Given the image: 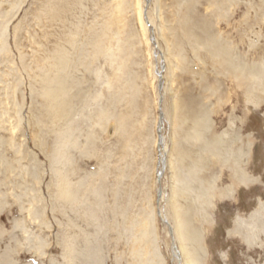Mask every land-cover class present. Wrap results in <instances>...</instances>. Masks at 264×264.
Returning a JSON list of instances; mask_svg holds the SVG:
<instances>
[{"label":"rangeland","instance_id":"rangeland-1","mask_svg":"<svg viewBox=\"0 0 264 264\" xmlns=\"http://www.w3.org/2000/svg\"><path fill=\"white\" fill-rule=\"evenodd\" d=\"M162 184L188 258L264 264V0H0V264H174Z\"/></svg>","mask_w":264,"mask_h":264},{"label":"bare ground","instance_id":"bare-ground-1","mask_svg":"<svg viewBox=\"0 0 264 264\" xmlns=\"http://www.w3.org/2000/svg\"><path fill=\"white\" fill-rule=\"evenodd\" d=\"M141 9H142V3H141L140 11H139V14H138V20H139L140 28L144 32L145 31V27H144L145 25H143L142 22H141V20H140ZM150 15H151V13L149 14V17H150L149 20L152 22L154 20L152 19V17ZM167 59H165V62H166ZM165 66L167 67V65H165ZM232 68L235 69L236 71L239 70L235 66H232ZM247 75H248V77H247L248 79L247 80H251L252 79L251 72H248ZM162 76H163V74H162ZM163 85H165V84H163ZM163 89H165V87ZM162 94H165V93H162ZM161 121H163V125L165 126L166 123H167V115L165 114V112L163 114L162 120L159 119L158 127H157V145H158V148L160 150L162 148V152L159 155L160 168L157 171V177H160L162 175V170L163 169H165V172H166L169 169V166H170V154H169L170 153V150L168 149L169 152H167L166 157H165V154H164L166 152V148H167V141L165 140V135L163 134L165 127L163 126V128L161 129V132H158V129H159V127L162 124ZM156 123H157V118H155V127H156ZM154 146H156V134H154ZM163 151H164V153H163ZM164 166H165V168H164ZM165 172L162 175V179L165 177ZM161 186H162L161 188H158L159 195H160L159 201H158V204H159L158 205V212L160 213V217L162 219L167 220L168 221L167 223L170 224V225H168L169 232H170V234H169L170 240L168 239V247H169L170 242H171V250H172V254H173V258H174V264H203L202 261L200 260L201 257L200 258H195L194 255L191 257L192 254H190V256H189L190 259L187 257L186 252H185V247H184V244L183 243H184V239H191V240H193V236H194L193 230L190 231L189 229L185 228V226H184V229L183 228L180 229L179 226L177 225L176 221L172 217V215L171 216L170 215H167L166 208L163 209L162 206H161V201H163V199L165 198V191H164L163 184ZM153 201H154V198H153ZM155 211L156 210H155V207H154L153 208L152 216H150V222H149L150 224H149V227H150L151 224H152V226L155 225V224H157V223H155V221H156ZM183 218H184V220H186V218L184 216H183ZM186 224L188 225V222H186ZM181 226H182V224H181ZM189 228L191 229V227H189ZM196 249H197V247L194 250H196Z\"/></svg>","mask_w":264,"mask_h":264},{"label":"water","instance_id":"water-1","mask_svg":"<svg viewBox=\"0 0 264 264\" xmlns=\"http://www.w3.org/2000/svg\"><path fill=\"white\" fill-rule=\"evenodd\" d=\"M160 195H159V192H158V199H159ZM159 213V212H158Z\"/></svg>","mask_w":264,"mask_h":264}]
</instances>
